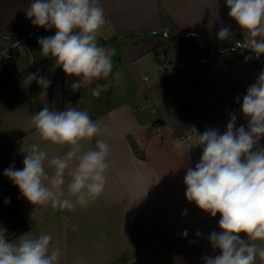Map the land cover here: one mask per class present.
Instances as JSON below:
<instances>
[{
  "label": "crops",
  "instance_id": "0c3cea01",
  "mask_svg": "<svg viewBox=\"0 0 264 264\" xmlns=\"http://www.w3.org/2000/svg\"><path fill=\"white\" fill-rule=\"evenodd\" d=\"M31 2L0 0V88L9 91L6 73L19 70L22 75L15 98L10 91L0 97V228L6 229L8 241L25 233H49L51 248L60 250L58 264H204V255H219L207 237L221 231L220 214L211 217L187 201L184 176L202 154L195 145L197 134L209 128L223 133L231 113L238 117L237 127L247 125L242 101L220 99L219 89L228 85L221 74L234 72L240 59L250 73L264 70V54L261 66L245 51L229 53L232 59L221 65L214 63L218 56L200 61L204 51L244 41L225 0H100L106 22L97 38L111 55L113 73L121 75L99 98L89 88L103 80L73 92L71 84L78 77L67 76L53 58L41 55L38 40L51 33L26 18ZM222 26L231 28L228 40L217 38ZM189 33L193 36L186 38ZM36 34L37 40H28ZM21 58L24 63L36 58L39 72V64L47 63L51 85L27 92ZM69 105L100 122V133L83 142L84 150L94 149L97 139L110 145L105 190L87 208L69 211L49 205L35 212L4 170L11 164L22 169L23 152L32 144L49 158L64 155L67 146L41 140L30 116L45 106L63 111ZM176 139L192 147L187 154L175 147ZM259 143L264 146V138Z\"/></svg>",
  "mask_w": 264,
  "mask_h": 264
},
{
  "label": "clouds",
  "instance_id": "9594fccd",
  "mask_svg": "<svg viewBox=\"0 0 264 264\" xmlns=\"http://www.w3.org/2000/svg\"><path fill=\"white\" fill-rule=\"evenodd\" d=\"M225 2L230 9L228 16L244 35L238 46L259 58L264 54V0ZM26 18L45 30L55 29L53 36L39 38L41 55L53 58L67 76L78 77L71 84L73 92L103 80L89 88L91 96L99 98L120 77V72L113 73L111 55L97 38L106 22L100 0H32ZM231 34L230 26H222L217 38L228 40ZM32 81L42 89L51 85V80L36 73L25 78L27 84ZM240 111L248 121L246 126L237 127L238 117L231 113L223 133L209 128L197 134L195 145L202 147V154L194 168L187 167L184 176L187 201L211 217L220 214L221 231L207 237L220 254L204 255V264L264 262V146L259 143L264 138V70L247 88ZM30 118L41 140L67 146L68 150L49 158L40 145L32 144L26 153L21 149L23 168L11 164L4 176L36 206L35 212L49 205L69 211L87 208L104 192L107 182L110 145L97 139L94 149H83V142L100 133V122L71 105L63 111L45 106ZM175 147L186 154L192 148L182 139L175 140ZM5 203H10V198ZM181 215H187V209ZM196 234L201 235L199 231ZM52 239L49 233L38 237L25 233L9 242L6 229L0 228V264H58L60 250L51 248Z\"/></svg>",
  "mask_w": 264,
  "mask_h": 264
},
{
  "label": "rangeland",
  "instance_id": "374dc122",
  "mask_svg": "<svg viewBox=\"0 0 264 264\" xmlns=\"http://www.w3.org/2000/svg\"><path fill=\"white\" fill-rule=\"evenodd\" d=\"M28 40H37V39H28ZM2 44L0 45V49L2 48ZM27 46H25L26 49ZM238 55V54H237ZM247 56H237L236 58H246ZM46 57H44L45 59ZM232 59V55L227 53V55L225 56H221L216 59V61L214 62L215 64L221 65L223 61L225 60H231ZM36 60V58H35ZM34 59L30 60L28 63H24L25 59L21 58V62L24 63L22 65L25 66V68H22V70H26L24 72V77H27V75L29 73H36L38 76H48L50 69H48L47 63H45L44 65L41 63L39 65H42V71L39 72L36 70V67H38V63L36 62ZM40 60V59H39ZM49 65V64H48ZM236 66L237 68L234 70V72L232 73H222V77H224V81L223 83H227L228 85L226 87H222L221 89H219V97L223 102H229V103H239L242 101L243 96L246 94V90L247 88L255 83V81L257 80L259 74L258 73H250L249 69L247 67V64L244 62V60H238L236 62ZM7 74V78H8V82H6L9 91L12 92L11 97L15 98L14 96H16L17 94L15 92L19 91L18 87H19V82L22 80V75H20V71H12L10 73H6ZM3 76V75H2ZM252 82V83H250ZM1 83V82H0ZM250 83V85H248ZM5 83L2 85L4 86ZM30 87H28L29 89L28 91H35L37 90L36 88H38V84L36 83V81H32L30 84H28ZM1 87V86H0ZM8 89H4L2 90L0 88V97L3 96V93H7L8 95ZM26 92V91H24ZM237 98H239V101L237 100Z\"/></svg>",
  "mask_w": 264,
  "mask_h": 264
},
{
  "label": "built area",
  "instance_id": "2783aa9c",
  "mask_svg": "<svg viewBox=\"0 0 264 264\" xmlns=\"http://www.w3.org/2000/svg\"><path fill=\"white\" fill-rule=\"evenodd\" d=\"M54 30H55L54 28L48 30V31L51 33V36L54 35V33H53ZM154 34H155V33H154ZM164 36L167 37V35H164ZM192 36H193V34H190V33L185 35L186 38H188V37H192ZM39 37H40V36L36 34V35L28 36L27 38H28V39H38ZM19 43H20V42H18V44H19ZM240 43H241V42H240ZM240 51H245V52H249V53H251V54L255 57V59L259 60L260 65L263 66V63H262L261 60H260V56H259V58H257V57L255 56V54L252 53L250 50L245 49V48H242V47H239L237 42H236L232 47L227 48V49L212 50V51H204V52L202 53V56H201L200 61H201L202 63H206V62H208V61H210V60L216 58L217 56L224 55V54H226V53H238V52H240ZM6 57H7V59H12V55H7Z\"/></svg>",
  "mask_w": 264,
  "mask_h": 264
},
{
  "label": "trees",
  "instance_id": "16d2710c",
  "mask_svg": "<svg viewBox=\"0 0 264 264\" xmlns=\"http://www.w3.org/2000/svg\"><path fill=\"white\" fill-rule=\"evenodd\" d=\"M23 225L22 222H20V226ZM22 227H25V226H22ZM23 230L19 229V233H21Z\"/></svg>",
  "mask_w": 264,
  "mask_h": 264
}]
</instances>
